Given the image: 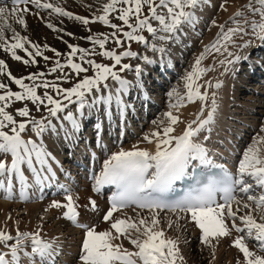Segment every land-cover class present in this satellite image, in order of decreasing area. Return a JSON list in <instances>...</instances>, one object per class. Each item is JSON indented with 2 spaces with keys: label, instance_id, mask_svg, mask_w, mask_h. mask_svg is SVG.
I'll return each instance as SVG.
<instances>
[{
  "label": "snow or ice",
  "instance_id": "snow-or-ice-1",
  "mask_svg": "<svg viewBox=\"0 0 264 264\" xmlns=\"http://www.w3.org/2000/svg\"><path fill=\"white\" fill-rule=\"evenodd\" d=\"M207 3L209 0H107L99 10L100 14L87 17L50 0H11V6L0 0V49L24 65L37 64V57L45 61L52 59L41 51V47L49 48L47 43L42 46L34 43L14 26L26 28V15H39L32 12L30 5L51 10L49 15L68 17L84 26L99 22L112 29L110 33L83 37L93 45L92 48L65 41L69 49L67 59H55L48 71L60 75L51 81L43 71L16 77L7 62L0 59V76H6L9 81L0 79V188L4 189L5 198H13L16 182L21 186V198H25L24 190L29 186L26 172L31 173L37 183L47 179V173L55 175L50 163L54 157L42 142L32 136L26 138L27 131L37 138H42L46 130L56 131L51 118H59L58 114L72 104L77 105V112L81 114L86 106L96 105H104L106 111L115 106L122 114L129 107L124 94L133 83L122 73L134 71L137 84L142 85L141 76L145 70L141 64L133 67L131 63H123L124 58H139L145 65L156 63L149 56L131 50V42L164 54L166 43L179 39L181 26L194 24L195 10ZM226 4L227 0H224L220 8L226 11ZM113 19L120 23L113 22ZM229 21L231 27L227 26L228 22L217 25L216 20L212 21L220 31L213 42L204 45L191 70L183 77L184 94L177 89L168 93L177 97V103L171 105L174 111L165 112V119L153 121L155 127L139 142L154 147H141L139 143L130 149L120 147L103 161L99 174L94 175V192L99 193L106 186L115 188L110 206L103 215V221L109 227L98 230L95 224L78 223L81 205L77 203L78 197L70 192L65 196L66 203L51 201L49 208L64 209L63 217L84 230L78 264H186L179 247V236H167L166 229L161 227L162 213L168 229L175 225L179 231L186 229L188 222L194 223L200 231L201 245L211 250L212 261L216 259L221 239L231 237L235 231L237 235L232 239V246L243 256V260L237 259L236 264H264V254H261L264 253V135L260 134L264 133V125L243 151L235 174L216 164L204 143L209 139L204 133H211L219 107L215 90L223 85L222 80L209 77L208 73L217 71L220 66L223 68L220 75L229 72L235 75L239 71L235 65L250 59L249 55L234 52L229 46L236 49L264 47V0H247L229 17ZM47 27L64 31L50 22ZM88 31L91 33V29ZM6 32H11V36ZM145 32L150 34L152 43ZM67 35L74 34L68 32ZM254 40L259 41V45H254ZM110 42L115 47L107 48ZM18 50L27 58L18 54ZM50 50L57 57L62 55L55 48ZM96 55L108 58L112 63L98 62L93 58ZM217 56L221 58L217 59ZM209 57L213 62L204 65L203 61ZM65 68L71 73L65 72ZM81 73L84 74L82 78ZM72 77L76 82L71 87L65 88L57 83ZM10 84L17 85L19 90L14 91ZM41 88L44 89L42 94L38 91ZM185 99L189 103L200 102L194 118L187 121L180 115ZM15 102L25 103L13 114L8 109ZM27 102H31L37 112L42 108L46 110L47 117L42 115L37 119L32 116ZM17 116L23 119L18 120ZM63 121H70L73 130L79 129L72 111L66 112ZM181 124L183 129L178 132ZM70 135L66 133V136ZM190 170L194 182L182 195L172 198L170 194L175 185L188 177ZM83 207L95 211L97 201L89 197V203ZM126 210H131L134 215H129ZM7 219H11V214ZM182 220L186 223L181 224ZM124 240L134 250L125 247ZM250 243L254 247H250ZM58 250V244L44 239L39 228L20 231L17 227L15 235L6 227L0 228V264H36L37 260L40 264H47Z\"/></svg>",
  "mask_w": 264,
  "mask_h": 264
},
{
  "label": "bare ground",
  "instance_id": "bare-ground-1",
  "mask_svg": "<svg viewBox=\"0 0 264 264\" xmlns=\"http://www.w3.org/2000/svg\"><path fill=\"white\" fill-rule=\"evenodd\" d=\"M4 2L6 1L4 0ZM50 2L65 8L72 7L75 10V14L87 17H91L93 13L100 14L99 10L103 5L101 4V0H83L81 2L85 4L79 3L80 5H78V3H73L71 0H50ZM223 2L224 0H209V3L199 6L195 10V23L181 26L183 35H188L186 40H182L184 36L181 34L179 35V39L175 40L177 45L175 44L174 48L172 47L171 52L166 51L167 53L165 52L164 54L158 52L151 53L149 57L154 59L156 63L145 65L143 64V60L137 63L142 64L141 66L145 69L141 76L142 85L137 84L134 71H130L127 74L125 78L133 83L124 94L125 102L129 107L122 114L117 111L115 106H113L111 111H106L104 105L86 106L81 114L77 112V105L72 104L69 105L65 112L58 114L59 118H51L52 123L56 125V131L46 130L42 138L35 137L34 133L30 130L24 134L26 138L27 136H32L33 139L42 142L45 149L52 154L54 159L51 160L50 163L55 175L51 181H47L49 180V178H47L37 183L34 181L32 174L26 172V175L29 176L28 188H34V192H32L31 189L29 190L31 196L26 201L21 200L19 182L14 184L13 198L11 199H6L4 189L0 188V228L6 227L13 235H15L17 227L20 231H35L39 228L41 236L44 239L54 240L58 244L59 250L63 249L62 252L58 250L57 254L51 260L47 261V264H54L55 257H59V255H61V260L56 264H78L84 230L74 227L68 219L63 217L62 213L64 209L57 210L48 207L52 200H59L66 203L65 196L67 193L58 192L55 195L48 194L46 196H40L38 195L39 187L44 184L46 185V189H49L50 184L54 182L55 178L62 187L64 183H68L66 187L70 189V193L74 197H78L77 203L81 205L78 209L80 212L79 221L89 225L95 224L98 230L109 227V224L103 221V215L109 208L107 201L100 196L94 195L92 187L94 183L88 182L87 176L83 178L81 175H76L74 170H77L79 165L81 169L78 170L81 172L84 166L92 163H94L96 171L101 169L103 161L107 159L112 152L118 151L120 147L130 149L133 145L142 141L144 134L155 127L153 121L150 125L149 122L158 109H162L164 103H166V105L162 111V116H159L158 120L165 119L163 114L169 110H173L171 105L177 103V97L174 95L171 96L169 100H165L169 97L165 90L170 86L167 81L164 82L163 78H161L160 81L158 77H160L161 74L169 72L172 74V77H175L178 73V67L180 70L181 65H184L188 59H190V62H193L188 68V71L191 70L196 59V56H194L195 58L193 57L194 54L196 55V51L199 50L197 53L200 54L203 51L204 45L213 42L217 38V33L220 31V28L212 24L213 20H216L217 25L228 22L227 26H232L229 17L244 5V1L228 0L226 11L220 8ZM7 4L11 6L10 3ZM89 5H91V7H89ZM50 11L51 10L45 9H32L33 13L38 12L39 15H26V28H22L19 25L14 26L17 27V30L20 31L22 35H27L34 43L40 44L41 46L47 43L49 48L44 49L41 47V51L52 59L45 61L42 57H37V64L24 65L20 61L13 60L9 53H5L0 49V59H4L7 62L14 76L26 77L38 71L47 72L46 74H49L50 72L48 70L53 66L55 61L52 60L57 59L55 53L50 50L51 48H55L60 52L62 57L69 51L65 41L78 44L81 47H87L92 44L86 39H83V37L89 34L103 33L110 30L108 26L99 22L84 26L78 21L68 17H58L56 14L49 15ZM49 22L55 24L57 28H63L64 31H53L47 27ZM88 29H91V33ZM68 32H72L74 35L68 36ZM206 34L207 36L209 35V38L205 41L203 36ZM6 35L10 37L11 32H6ZM245 39H247V37H245ZM253 43L254 45H259L260 42L254 40ZM26 46L32 50L30 45ZM229 47L234 52H242L241 55H249L250 59L248 61H241L235 65V67L239 69L235 75L231 72L220 75V72L223 70L218 66L217 71L208 73L209 77L222 80L223 85L218 91L217 99L219 107L214 123L211 126L212 131L211 133H204L205 135H209V139L204 143L209 149L213 160L214 157L219 156L220 162H226L231 171L235 172V170L237 171L239 160L242 158L243 151L250 144V141L246 138V133L249 132L252 135H257L260 133L261 129L259 122L254 118L264 113V109H258L259 105L264 104V74L261 75L263 71L261 70V65L264 64V55L261 60L253 61V59L258 58L252 53H258L260 51L264 53V47L254 46L247 49ZM194 50V54L190 56V53ZM18 54L27 58L22 51L18 50ZM219 58L221 57L217 56V59ZM212 62L211 57H209L203 61V64L207 65ZM159 68L162 70L160 74L158 72ZM150 72H152V74ZM49 75H47V77L53 80L54 75L56 77L60 74L50 73ZM0 79L9 82L6 76H0ZM156 79L159 81V86L155 84ZM205 79H207V77H205ZM71 80L72 79L67 81L69 82ZM254 81L257 82L253 83ZM184 83L182 79V87L179 88L176 86L177 91L180 92L181 95L185 92ZM251 83H253L252 87L248 85ZM10 86L14 91L19 90L17 85L10 84ZM243 86L244 89L247 88V90H244ZM199 108V101L189 103L185 99L184 106L180 108V115L185 121L193 119ZM67 111H72L76 115L79 123L78 130L72 129L70 121H63V116ZM98 125L99 135H97ZM183 126L184 125L181 124L177 128V131H181ZM66 133H71V135L66 136ZM260 134L264 135V133ZM139 146L148 147L150 149L154 147V145H148L146 143H139ZM69 176L76 177L79 185H72L71 182L67 180ZM47 191L48 190H46V192ZM89 197L97 201V210L92 211L90 208L85 209L83 207V205L89 203ZM46 208L48 209L47 211H45ZM126 211L129 215H134L131 210ZM9 214H11V219H7ZM164 215L163 213L161 214L163 221L161 227L166 229L167 236H179V247L182 254L187 252L190 257L196 258L198 261L201 260L202 262L206 261L208 257H211V250L209 248L207 250L209 256H206L207 253H204V255L203 253H197L196 248H193V252H190L188 248H186V245L190 241L188 237L189 234H191L193 238L195 236H200V231L194 223L188 222L186 229H181L179 231L175 225H173L171 229H168L167 221L163 219ZM167 215L175 219L171 213ZM17 221L19 222L18 224ZM180 223L185 224L186 222L182 220ZM236 235L237 233L233 231L231 237L221 239L216 249V259L212 261L211 264H236L237 259L243 260L242 253L232 246V239ZM198 242L200 243V240H198ZM123 243L125 247L134 250L133 246L127 240H124ZM250 247H254V245L250 243ZM201 248H203V246ZM36 264H40V261L37 260ZM186 264L189 263L186 262Z\"/></svg>",
  "mask_w": 264,
  "mask_h": 264
},
{
  "label": "rangeland",
  "instance_id": "rangeland-1",
  "mask_svg": "<svg viewBox=\"0 0 264 264\" xmlns=\"http://www.w3.org/2000/svg\"><path fill=\"white\" fill-rule=\"evenodd\" d=\"M69 1V0H68ZM73 3H78V5H80V4H85L84 2H81V1H83V0H71ZM228 1V0H227ZM240 1V0H239ZM242 1H244V4H246L247 3V0H242ZM105 2H107V0H101V4H103V3H105ZM80 3V4H79ZM31 7H34V6H31ZM65 8V7H64ZM66 10L68 9L69 11H72V12H75V10L72 8V7H70V8H65ZM63 18H66V17H63ZM26 19H27V17H26ZM113 22H115V23H120L118 20H115V19H113ZM153 23L154 24H156L157 22H155V21H153ZM110 30H108V31H105V32H103V33H110L111 31H112V29L110 28V27H108ZM95 34V33H94ZM144 35H146V36H148L149 37V43H152V40H151V36H150V34H148L147 32H145L144 33ZM204 37V39H205V41L209 38V35L207 36V34L205 35V36H203ZM151 41V42H150ZM176 43H175V40L174 41H169V42H167L166 43V51H168V52H171L172 51V47L174 48V45H175ZM177 45V44H176ZM110 46H115L113 43H109V44H107L106 45V47L108 48V47H110ZM132 47H133V50L134 51H137V52H139L140 54H142L143 52H145L146 53V55H148V56H150L151 55V53H153L150 49H149V47H146L145 45H143V44H140V43H137V42H134L132 45H131ZM93 47V45H89V46H87V47H85V48H92ZM171 47V48H170ZM176 47V46H175ZM111 48H113V47H111ZM171 49V50H170ZM97 50L99 51V49L97 48ZM197 50V49H196ZM151 51V52H150ZM197 52H199V50H197L196 51V55L194 54V52H192V54H191V56L193 55V57L194 56H196V58H197V55L199 54V53H197ZM254 56L255 57H257V58H260V54L259 53H255L254 54ZM192 57V58H193ZM94 59H96L98 62H103V63H112L111 61H108V60H106V59H104V58H102V57H100V58H98V57H93ZM154 58H156V57H154ZM195 58V57H194ZM57 59H60V60H62V61H64V60H66L67 59V55H63L62 57L60 56V57H57ZM76 59H78V58H76ZM55 59H53L52 61H54ZM135 60H137V62H135V65L139 62V60H138V58H136V59H134V60H128L127 61V63H131L133 66H134V61ZM142 60V59H141ZM189 61L188 62H190V59H188ZM188 62H186L185 63V65L182 67V71L180 72V70H179V67H178V73H179V75H178V77H177V80H172L171 81V83L173 84L172 86L170 85V87L168 88V89H166L165 91H166V93H169V92H171L173 89H176V86L177 85H175L176 83H178L180 80H181V77H182V74H184V72L186 71H188L187 69H188ZM192 63L193 62H190V64H189V66H191L192 65ZM144 64V63H143ZM142 65V64H141ZM221 70H223V68L222 67H220V66H218ZM181 68V67H180ZM264 68V67H263ZM65 72H68V73H71V70L70 69H68V68H65ZM129 71H126L125 73H123V74H127ZM47 73V72H46ZM58 74H60L59 72H57ZM177 73V74H178ZM50 74V73H49ZM49 74H46V78H48L47 77V75H49ZM89 74H91V70H90V72H89ZM83 73H81V78L83 77ZM50 76V75H49ZM176 76L177 75H175V78H176ZM54 78H55V75H54V77H53V80H54ZM48 80H50L51 81V79L50 78H48ZM26 82H29V81H26ZM76 82V78L75 77H72V80L71 81H63V80H61V81H57V83H59L62 87H71L74 83ZM248 82H250V81H248ZM254 82H256V81H254ZM246 83V82H245ZM252 84L253 83H251V84H248L249 86H251L252 87ZM169 85V84H168ZM245 86V85H244ZM244 86H243V89H244ZM178 87V86H177ZM182 87V86H181ZM215 90V89H214ZM244 90H247V88L246 89H244ZM41 94L43 93V91H44V89L43 88H41V89H39L38 90ZM49 91H51V90H49ZM155 91V90H154ZM153 91V92H154ZM158 92V91H157ZM174 96V95H173ZM171 98V96H169L168 98H166L165 100H169ZM24 103L25 102H15L14 104H12L11 105V107L8 109L9 111H12L13 112V114H15V112H14V110L16 109V108H19V107H22V106H24ZM28 103V107L30 108V110H31V115L32 116H34V117H36L37 119L38 118H40L42 115L43 116H45V117H47V112H46V110H44L43 108L41 109V111L40 112H37L36 111V109H35V107L31 104V102H27ZM165 105H166V103H164V105H163V107H162V109H158V111L156 112V114L153 116V117H151V120H150V122H149V125L152 123V121H158V117L159 116H162V111L164 110V107H165ZM258 109L259 110H261V109H264V104L263 105H259L258 106ZM17 119L18 120H20V119H23V118H20V117H18L17 116ZM256 121H258L259 122V126H262V125H264V113L263 114H259V115H257V118H254ZM246 138L250 141V143H252V140H253V137L254 136H256V135H252L251 133H249V132H247L246 133ZM188 237H189V242H188V244L186 245L187 247L186 248H188V250L190 251V252H193V248H196V251H197V253H203V255H204V253H207V250H208V248L207 247H204L203 246V248H201L202 246H198L200 243L198 242V240H199V236L198 237H192V235L191 234H189L188 235ZM191 238V239H190ZM183 256L185 257V259H186V262L187 263H189V264H210V261L212 262V257H208L207 259H206V261H198V259H196V258H192V257H190L189 255H188V253L187 252H185L184 254H183ZM206 256H209L208 255V253H207V255Z\"/></svg>",
  "mask_w": 264,
  "mask_h": 264
}]
</instances>
